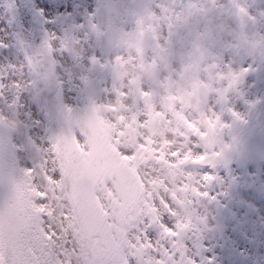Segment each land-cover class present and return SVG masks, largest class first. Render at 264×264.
I'll list each match as a JSON object with an SVG mask.
<instances>
[{
	"label": "rangeland",
	"instance_id": "374dc122",
	"mask_svg": "<svg viewBox=\"0 0 264 264\" xmlns=\"http://www.w3.org/2000/svg\"><path fill=\"white\" fill-rule=\"evenodd\" d=\"M33 1L37 9L28 7V1L22 3L16 21V12L8 10L5 0H0V44L3 45L0 73L8 77L9 84L13 77L20 78L23 84L20 93L9 88L7 94V102L19 95V106L7 109L6 101L0 100V110L19 108L27 121V127L19 129L14 137L22 164L35 155L33 142L42 144L55 137L48 118L53 106L47 104L48 100L62 94L66 105L74 111L85 105L93 106L111 147L134 150V155L124 162L140 177L146 207L158 209L152 214L166 221L183 219L188 224L178 235L161 241L165 248L175 252L178 261L185 256L196 260L201 257L202 264L208 259L214 264H264V164L245 169L208 167L206 170L217 180L207 189L203 187L204 167L192 161L194 156L211 153L203 139L204 122L209 124L219 112L210 104L205 109L204 95L191 87L196 81L204 83L205 64L212 65L211 58L218 57L220 67L214 74L224 85L217 89L230 99L231 105L237 106L239 102L242 120H247L251 109L262 112L260 116L264 120V52L241 55L240 65L232 59L228 62L223 54L211 53L209 60L204 58L205 34L215 38L219 32H237L229 23L240 17L234 4L252 6L251 14L257 22L264 20L260 15L264 10L259 9L264 0H146L145 12L140 11L139 0ZM154 11L160 22L169 21V26L165 24L161 29L160 23L146 22L145 17L151 18ZM140 20L145 21L143 31L151 37L144 51L127 48L124 55L115 57L122 59L109 60L107 49L100 45L102 36L114 30L130 37L138 31ZM181 23L188 26L179 45L187 51V57L182 55L179 63L169 62L160 55L161 46L171 47L172 31ZM150 25L157 26L160 41L153 39ZM31 27L45 28L49 38H56L53 43L57 55H53L52 73H45L38 64L37 71L33 70L28 62L23 45L31 41ZM251 28L255 34L262 35L256 23ZM61 40L71 56L61 57ZM75 45H83L87 55L78 53ZM93 55L100 60L95 66L90 62ZM150 63L157 66L156 71L145 82L144 68ZM10 65L17 66L15 72H11ZM226 66L237 73L243 68L250 71L238 85L229 88L228 80L221 77ZM24 67L29 68L26 79L20 72ZM182 89L202 100L200 111L181 102ZM205 110L211 115H204ZM220 116L222 123L230 125L228 115ZM0 119L5 121L4 112L0 113ZM17 123L13 120L12 127L16 128ZM229 129L217 127L214 131L228 144ZM77 137L78 141L86 142L81 135ZM174 152L178 153L175 158ZM185 185L189 190L180 191ZM192 186L209 191L217 199L209 202L207 198L192 195ZM98 191L106 205L108 199L116 197L110 184L98 187ZM173 194L184 203H178ZM162 200H168L176 217L164 215L167 209Z\"/></svg>",
	"mask_w": 264,
	"mask_h": 264
},
{
	"label": "snow or ice",
	"instance_id": "6c2138e0",
	"mask_svg": "<svg viewBox=\"0 0 264 264\" xmlns=\"http://www.w3.org/2000/svg\"><path fill=\"white\" fill-rule=\"evenodd\" d=\"M234 7L241 20L247 17L256 23L245 6L236 3ZM264 17V12L260 14ZM138 31L143 34L144 20L137 22ZM169 21L162 20L160 28ZM153 39L160 41L157 36L158 28L150 25ZM55 37L46 39L43 44L45 51L57 55L53 41ZM3 45L0 44V47ZM60 54L71 56L64 41H60ZM117 57L115 59H122ZM93 66L100 63L97 56L90 57ZM101 66H103L101 64ZM219 68L218 64H213ZM221 72V77L228 80V87L233 88L250 71L243 68L239 73L230 66ZM16 65H10L11 72L16 71ZM28 67L20 69L26 79ZM8 77L0 73V100L6 101L5 107L19 106V95H14L7 102L9 88L20 93L23 87L20 78L13 77L10 84ZM22 94V93H21ZM246 103H248L246 101ZM71 111V109H68ZM236 121H242L240 114L234 109H228ZM0 110V113H3ZM210 129L217 127L222 130L229 124L221 122V116L215 115L209 121ZM219 133L212 131L210 145L219 144ZM35 144V155L27 158L24 166L19 167L23 173V182L13 181L0 165V264H202L201 257L182 256L178 261L175 252L165 248L161 241L169 236H176L179 231L188 227L183 219L165 220L153 215L152 209L146 207L142 196L132 191L131 196H122L121 200L107 206L96 187L106 177H111L130 191L134 183L128 174L123 161L134 155V150L116 148V156L104 162L102 168L95 164L86 165L77 151H95V147L83 140L74 142L67 132ZM24 155V153H21ZM175 158L178 153H173ZM221 152L211 153V158L201 154L193 157V163L205 164L202 172V184L205 189L217 180L206 169L215 167ZM184 158H181V163ZM201 182H198V184ZM189 186L181 187L180 191L187 192ZM192 195L207 198L214 202L217 197L209 191H201L199 187H191ZM175 197V194H173ZM181 205L184 203L176 198ZM167 209L165 216L176 217L168 200H162ZM175 248V244L172 245ZM203 264H214L211 259Z\"/></svg>",
	"mask_w": 264,
	"mask_h": 264
},
{
	"label": "water",
	"instance_id": "95a60500",
	"mask_svg": "<svg viewBox=\"0 0 264 264\" xmlns=\"http://www.w3.org/2000/svg\"><path fill=\"white\" fill-rule=\"evenodd\" d=\"M28 1V7L37 9L33 0H5L8 10L16 12V21L19 19L21 4ZM141 12L146 10V0H139ZM46 30L44 28L33 27L30 30V36L33 39L32 44H38L39 47L35 48L38 52H43L44 41L48 39L47 35H42ZM112 35L115 36L117 40L123 41L127 47L133 49L141 48L144 50L146 44L150 41L151 37L147 31H143L141 34L139 31L135 35L124 37L120 33L109 30L107 34L102 36L101 45L104 49H107V39ZM25 52L27 53V46H25ZM49 61L46 63L52 70L54 69V59L52 54L48 55ZM156 66L150 64L146 68V72L151 77L154 75ZM196 91H201L204 95V83L194 82L191 85ZM180 99L183 104L200 111L202 108V100H200L193 93H189L185 89L180 92ZM222 104L225 103L223 97H221ZM49 106H53V109L49 111L48 118L51 120L50 127L55 132V137L67 131L74 142H78L76 133H79L89 144L94 145L95 151H89L87 157L84 156L82 149L78 148L77 151L80 155L81 161L86 165L95 164L97 168H102L104 162L116 156V151L110 146L109 141L102 129L98 114L92 106H83L79 108L76 112L68 111L70 109L67 107L62 96L55 97L51 101H47ZM232 118V124L229 131L230 144L226 145L224 140L219 137L221 142L219 144L210 145L209 140L211 138L212 129L208 127L206 134L203 136L204 141L208 149L212 152L217 148L221 152L220 157L215 162V167L228 169L232 166H236L240 169L248 168L250 165L259 166L264 163V122H262L258 115H251L250 119L247 121H236ZM4 121V119H0ZM178 123L181 122L180 119L177 120ZM11 144V141H9ZM211 153L207 155L211 158ZM8 171L11 175L13 181H16L12 170L16 167L24 166L22 164L19 151L16 145L15 138H13L11 144V152L8 156ZM124 163V162H123ZM200 166L205 167V164L196 163ZM125 165V163H124ZM126 166V165H125ZM209 167V166H208ZM129 176L134 183V189L129 190L127 187H123L118 181L113 180L110 176L106 177L105 180L101 181L96 187L106 186L108 182L114 188L117 198H111L107 201L108 206L118 203L122 196H131L132 191L136 194L142 196V186L138 174L133 173L126 166ZM233 187H235V182H232ZM221 214L219 218L221 219Z\"/></svg>",
	"mask_w": 264,
	"mask_h": 264
},
{
	"label": "flooded vegetation",
	"instance_id": "af4514ba",
	"mask_svg": "<svg viewBox=\"0 0 264 264\" xmlns=\"http://www.w3.org/2000/svg\"><path fill=\"white\" fill-rule=\"evenodd\" d=\"M246 8H249L250 12L254 11L252 6L247 5ZM259 9L264 10V4L261 3L259 5ZM239 15H237L238 17ZM232 27L234 28L236 33H227V32H219L218 37H210L207 34L204 35V58L210 59L211 53H214L217 56L223 54L226 57L228 62H231V59L235 62V64L241 63L243 59H240L241 55H248V52L254 53H262L264 52V20H259L256 22V28L262 33V35L255 34L252 31L254 23L244 17L241 20L240 17L237 18V21L232 24L229 22ZM28 46V53L29 58L28 62L30 63L31 67H35L36 64L41 66V70L48 73L49 69L47 68L46 63L48 62V53H37L35 48L38 47L37 44H31L32 41L29 42ZM250 62V61H249ZM211 63L218 64L220 66V60L218 57L211 58ZM210 63L205 64L204 69V108L206 109L208 105L214 107L215 112L218 111L219 115H228L230 119L231 125V115L228 109H234L238 112L239 110V102H237V106L231 105L230 99L217 88L219 86L224 85L223 80L219 78L217 75L215 76L214 71L217 68H214ZM39 72V71H38ZM257 75V74H255ZM221 97L224 98L225 103L222 104ZM239 113V112H238ZM240 114V113H239ZM204 115H211L207 110L204 111ZM251 115H258L260 120L264 122L260 115H263L262 112L260 113L257 109H251L249 112V117L247 120L250 119ZM246 121V120H243ZM206 131L208 129L209 124L205 121Z\"/></svg>",
	"mask_w": 264,
	"mask_h": 264
},
{
	"label": "clouds",
	"instance_id": "9594fccd",
	"mask_svg": "<svg viewBox=\"0 0 264 264\" xmlns=\"http://www.w3.org/2000/svg\"><path fill=\"white\" fill-rule=\"evenodd\" d=\"M145 21L148 23H160L159 16L157 12L145 17ZM188 26L181 23L179 26L175 27L172 31V45L171 47L161 46L163 51L160 53L165 60L169 62H180V57L183 55L187 57V51L180 47V42L185 39V34L187 33ZM124 39H128L124 37ZM75 50L83 56L87 55V49L83 45H75ZM135 52V48L132 49ZM127 52V45L121 41L117 40L115 36L110 35L107 39V56L109 60H114L116 56L124 55ZM207 62V60L205 61ZM112 67H115L113 64ZM145 82L151 79V76L145 74ZM5 121L0 122V165L4 166L5 172L8 169V156L11 152V144L13 138L19 134V129H25L27 127V121L23 118L21 110L13 109L4 111ZM17 121V127H12V121ZM11 141V144L9 143ZM17 182H23L24 176L20 171L19 167L12 170Z\"/></svg>",
	"mask_w": 264,
	"mask_h": 264
}]
</instances>
